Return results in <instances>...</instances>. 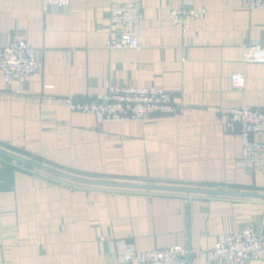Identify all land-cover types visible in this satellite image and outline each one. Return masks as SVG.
<instances>
[{"label": "crops", "instance_id": "1", "mask_svg": "<svg viewBox=\"0 0 264 264\" xmlns=\"http://www.w3.org/2000/svg\"><path fill=\"white\" fill-rule=\"evenodd\" d=\"M113 1L139 5L137 48L104 47ZM185 1L205 5V16L171 23L169 10ZM14 38L34 46L43 67L11 84L0 76V264H108L126 243L184 245L179 264H237L206 251L223 233L264 222V157L248 170L240 138L224 127L228 107L264 110V62L242 59L244 44H264V9L69 0L44 11L41 0H0V42ZM234 72L243 89L231 86ZM110 85L162 87L181 108L97 126L62 102Z\"/></svg>", "mask_w": 264, "mask_h": 264}, {"label": "built area", "instance_id": "2", "mask_svg": "<svg viewBox=\"0 0 264 264\" xmlns=\"http://www.w3.org/2000/svg\"><path fill=\"white\" fill-rule=\"evenodd\" d=\"M249 8L264 9V0H242ZM69 0H41V7L47 11L51 7H66ZM206 6H195L185 1L169 10L171 23L184 25L187 20L203 18ZM108 27L111 35L104 47L108 50L137 48L139 43L133 28L141 18L139 5L135 1H113L107 10ZM243 61L264 62V44L243 45ZM43 63L38 50L25 39H8L0 42V76L11 84L42 69ZM230 84L235 89H243L245 75L234 72ZM65 106L73 110L91 113L97 126L104 121L141 120L153 113L175 114L181 103L173 100L169 91L162 87H142L135 85H110L106 91L89 95L83 100L71 96L62 98ZM224 127L237 135L241 141L240 160L252 170L263 168L264 157V110L242 104L226 109ZM188 248L181 244L156 247L138 251L133 243H126L119 257L108 264H179ZM209 259H225L237 264L264 257V222L248 225L223 233L213 246L206 251Z\"/></svg>", "mask_w": 264, "mask_h": 264}, {"label": "water", "instance_id": "3", "mask_svg": "<svg viewBox=\"0 0 264 264\" xmlns=\"http://www.w3.org/2000/svg\"><path fill=\"white\" fill-rule=\"evenodd\" d=\"M93 182L94 183H101V184H121V185H132V186H137V187H149L148 185H141V184H123V183L103 182V181H93ZM150 187H152V186H150ZM190 190H192V189H190Z\"/></svg>", "mask_w": 264, "mask_h": 264}]
</instances>
